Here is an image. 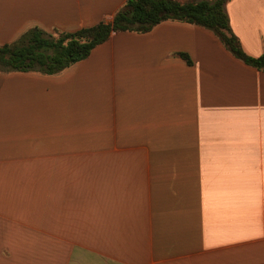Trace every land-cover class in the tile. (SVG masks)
Instances as JSON below:
<instances>
[{"label":"crops","instance_id":"crops-1","mask_svg":"<svg viewBox=\"0 0 264 264\" xmlns=\"http://www.w3.org/2000/svg\"><path fill=\"white\" fill-rule=\"evenodd\" d=\"M125 1L0 0V45ZM225 8L262 54L264 0ZM0 264H264V70L165 20L56 74L0 71Z\"/></svg>","mask_w":264,"mask_h":264},{"label":"trees","instance_id":"trees-1","mask_svg":"<svg viewBox=\"0 0 264 264\" xmlns=\"http://www.w3.org/2000/svg\"><path fill=\"white\" fill-rule=\"evenodd\" d=\"M227 0H126L110 21L73 32L47 33L32 27L15 41L0 45V71H36L56 74L87 57L98 44L114 32L144 33L165 20H175L211 30L224 48L244 64L264 70V52L247 54L233 33L225 8ZM187 63L189 57L180 53Z\"/></svg>","mask_w":264,"mask_h":264},{"label":"rangeland","instance_id":"rangeland-1","mask_svg":"<svg viewBox=\"0 0 264 264\" xmlns=\"http://www.w3.org/2000/svg\"><path fill=\"white\" fill-rule=\"evenodd\" d=\"M179 1H184V0H179Z\"/></svg>","mask_w":264,"mask_h":264}]
</instances>
